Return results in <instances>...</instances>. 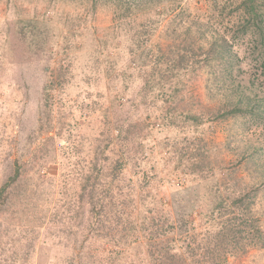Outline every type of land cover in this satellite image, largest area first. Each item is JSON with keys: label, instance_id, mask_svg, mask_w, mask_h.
I'll use <instances>...</instances> for the list:
<instances>
[{"label": "rangeland", "instance_id": "1", "mask_svg": "<svg viewBox=\"0 0 264 264\" xmlns=\"http://www.w3.org/2000/svg\"><path fill=\"white\" fill-rule=\"evenodd\" d=\"M90 1L0 0V187L14 175L17 162L22 171L0 209V264L87 262L90 256L83 244L88 239L82 234L92 223L89 206L84 203L79 208L81 178L91 172L109 131L115 136L117 125H147L154 114L158 115L150 102L153 95H144V76L133 66L142 54L157 53L162 47L169 56L173 52L168 45L174 39L176 44L180 42L178 34L185 27L192 25L195 30L203 25L209 39L217 30L229 38L230 53L243 58L241 70L251 65L245 56L252 39L233 36L235 16L220 12L228 0L216 7L213 0H154L133 5L126 16V20H136L131 22L133 27L126 22V27H131L129 33L119 25L121 10L115 1L100 0L95 11ZM80 18L81 25L69 29L68 24H76ZM159 19L161 23H156ZM28 21L45 25L44 32L34 36ZM174 28L178 31L169 33ZM68 30L80 34L72 35ZM138 34L144 38L139 51L133 39ZM185 64L172 79L181 87L174 103L178 110L220 105L209 91L210 69L195 70V64ZM242 72L245 75L239 80L245 82L248 74ZM161 104L159 100L157 105ZM247 126L230 120L209 121L197 129L157 128L148 135V142L143 141L148 147L146 156L150 159L144 160L148 165L138 171L130 167L125 183H137L135 189L143 187L146 199L165 200L172 210L176 196L193 198L206 193V183L217 182L219 187L232 183L235 192L258 188L253 212L261 218L264 230V176L259 171L263 168L257 170V159L243 157L250 154L246 152L247 141L257 142V136L243 139ZM199 136L210 145L206 152L218 158L221 167H227L214 168V179H200L178 163V152L190 142L192 149ZM149 175L151 183L143 186ZM139 179L143 180L141 185ZM194 217H198L197 212ZM196 225L200 228V222ZM110 257L106 259L97 250L102 264H109ZM132 257L127 250L117 262L134 264ZM227 261L264 264V245H253L246 252L228 256Z\"/></svg>", "mask_w": 264, "mask_h": 264}, {"label": "trees", "instance_id": "2", "mask_svg": "<svg viewBox=\"0 0 264 264\" xmlns=\"http://www.w3.org/2000/svg\"><path fill=\"white\" fill-rule=\"evenodd\" d=\"M99 1H90L93 11ZM104 1H115L121 10L119 18L117 16L119 25L129 33L131 27L128 26L136 21L126 20L129 8L144 3L147 5L154 0ZM221 1L213 0L215 7L220 5ZM228 1V5L221 6L220 12L225 11L226 15L235 16L232 35L252 39L249 54L245 56L251 65L246 70H241L243 58L230 53L229 38L219 34L217 30L218 34L213 33L209 39L205 35L203 25L195 30L192 25L185 27L183 33L178 34L180 42L176 44L177 39H174L175 41L168 45V50L171 49L173 54L166 55L165 50L160 47L157 53L155 50H151L153 53L148 51L145 56L141 53L140 60L133 65L139 74L144 76V95H153L150 100L154 107L153 113H158L159 116L154 114L152 122L147 125L138 122H130L128 127L117 125L114 129L117 131L115 136L109 131L103 148H98V159L92 165L91 172L81 178L79 208L85 204L89 206L92 223L82 234L87 241L90 240L89 243L86 241L83 244L88 250L85 253L90 256L85 264H102V259L97 258L98 249L106 259L112 255L109 264L116 263L127 250L133 255L131 260L134 264H226L228 256L246 252L253 245H264L261 218L253 212V205L257 203L259 196L258 188L250 190L245 187L246 190L235 192L232 183L224 184L223 187H219L217 182L212 185L206 183V193H198L193 198L176 196L172 210L165 200H156L153 197L146 199L143 187L135 189L137 183L134 186L125 183V172L129 171L130 167L138 171L148 165V162L144 161L150 159L146 156L148 147L143 141L147 139L148 142V135L152 131L157 128L178 129L186 126L197 129L209 121L227 123L237 120L244 126L248 124L244 128L243 139L247 140L250 135L257 136V142L253 141V144L251 140L247 141L246 152L250 151V154L243 157L252 161L257 159V170L262 167L263 170L259 171L264 176V0ZM179 16L183 17L184 12ZM158 22L161 23V19L156 23ZM27 23L34 36L44 32L45 25L38 22L31 24V21ZM81 23L80 18L76 24H68L69 29L78 27ZM24 26L25 23L21 33ZM36 26H39L40 30ZM174 31H178L177 28L169 33ZM68 33L80 34L69 30ZM29 34L25 33V36ZM133 39L137 42V51L142 49L143 35L138 34ZM184 62L188 65L195 64V70L210 69L209 91L219 99L220 105L217 102L216 107L211 109L195 106L188 110H178L174 103L181 87L177 82L174 84L172 79L186 67ZM165 64L167 68H164ZM242 71L248 74L245 82L239 80L241 75H245ZM159 100L162 101L161 105H157ZM258 129L261 130L259 133ZM201 137L203 136H199V143L193 144L192 149L190 142L178 152V163L185 164V169L200 179H214V168L222 170L227 167H221L220 160L213 159L211 154L206 152L210 145ZM159 143L164 142L159 140ZM157 147L163 146L156 145ZM178 150L179 148L176 151ZM231 167L235 171L236 167ZM20 168L17 162L14 175L8 177L0 187V209L9 198L12 186L21 178ZM147 177L150 175L146 176V179L143 178L144 181L139 179L138 183L141 185L145 182L142 185L148 186L151 181ZM195 212L198 215L196 218ZM196 222H200V228ZM89 260L93 261L90 263Z\"/></svg>", "mask_w": 264, "mask_h": 264}]
</instances>
